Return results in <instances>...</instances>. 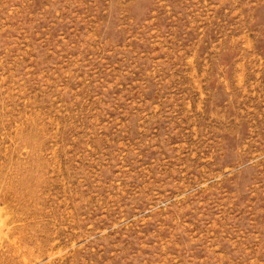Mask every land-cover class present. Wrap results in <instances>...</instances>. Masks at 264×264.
Masks as SVG:
<instances>
[{"label":"rangeland","instance_id":"374dc122","mask_svg":"<svg viewBox=\"0 0 264 264\" xmlns=\"http://www.w3.org/2000/svg\"><path fill=\"white\" fill-rule=\"evenodd\" d=\"M0 264H264V0H0Z\"/></svg>","mask_w":264,"mask_h":264}]
</instances>
